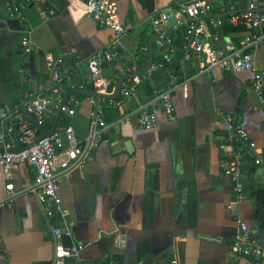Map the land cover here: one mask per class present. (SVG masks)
Listing matches in <instances>:
<instances>
[{
	"label": "crops",
	"instance_id": "0c3cea01",
	"mask_svg": "<svg viewBox=\"0 0 264 264\" xmlns=\"http://www.w3.org/2000/svg\"><path fill=\"white\" fill-rule=\"evenodd\" d=\"M9 1L21 12L12 14ZM109 1L122 21L133 26L124 37V48L112 47L113 31L87 16L84 0H0V105H14L26 93L38 91L49 77L48 54L69 64L78 62L80 78L87 82L84 92H89L87 61L113 50L104 73L116 87L121 77L148 66L150 41L156 36L154 17H176V24L168 27L171 34L185 26L186 17L178 15L172 0ZM208 1L210 17L223 15L221 19L238 26L235 18L250 0ZM203 22L208 29L203 38L223 52L238 48L247 34H225L222 27L214 30L208 18ZM24 39L30 41L29 53ZM156 41L153 64L144 74L155 95L167 89L172 75L177 77L180 87L172 94V117L156 107L157 126L145 130L135 118L119 121L136 110L141 99L129 97L124 105L111 106L102 99L97 105L95 98L75 96L76 112L69 123L80 139L93 132L96 107L103 110L101 117L109 128L97 147L60 176L62 207L71 231L62 242L86 246L79 258L65 264H251L232 252V243L239 232L237 218L255 229L257 238L264 237L258 200V191L264 193V101L252 89L249 72L212 78L202 70V55L187 42V53L173 45L167 55L172 62L166 64ZM255 56L264 71V37ZM174 62L177 73L171 71ZM134 79L123 83L133 85ZM227 116L244 126L263 159L259 166L246 160L244 198L239 203L233 181L222 171L230 149L217 142V136L226 133ZM54 120L47 119L44 128L50 130ZM17 127L15 123L11 136L19 147ZM62 128L60 122L57 129ZM63 159L60 155L57 164ZM35 177L36 170L27 164L14 167L9 175L0 168V264L52 263V225L60 220L50 221L37 202ZM9 184L14 185L11 198Z\"/></svg>",
	"mask_w": 264,
	"mask_h": 264
},
{
	"label": "built area",
	"instance_id": "2783aa9c",
	"mask_svg": "<svg viewBox=\"0 0 264 264\" xmlns=\"http://www.w3.org/2000/svg\"><path fill=\"white\" fill-rule=\"evenodd\" d=\"M37 2L39 0H30ZM178 15L186 17L185 41L197 54L202 55V70L212 78H217L221 73H250L252 89L264 101V71L257 66L255 49L264 37V0H250L246 9L236 16L238 25L246 28V35L241 40L239 47L228 52L213 48L203 38L207 32V25L203 19L208 18L209 25L218 30L223 26L219 17H210L212 9L208 0H172ZM87 16L101 27L110 28L113 31L112 47L124 48V37L132 29L131 23H125L119 16L117 8L109 0H84ZM8 8L12 14L21 12V7L13 1L8 2ZM173 15L161 13L152 19L157 39V46L165 58V63L172 60L167 57L171 52V32L168 30L170 18ZM25 52H31L30 41L22 42ZM113 60V50L98 52L86 63L89 72L91 89L89 92L111 95L115 84L105 76L104 67ZM49 77L40 86L36 93H26L14 105H0V168L5 175L18 166L27 164L36 170L35 186L33 192L37 202L42 207L44 214L51 221L58 217L59 225H52L54 239V255L51 264H65L69 258H79L86 246L84 244H65L62 238L71 236V231L66 221V213L62 207L60 196V176L79 164L88 152L97 147L108 133L109 124L101 117L103 110L97 108L93 119V132L82 140L77 136L73 125H69L63 131L57 129L51 136L35 143L38 139V130L28 126V120L24 114H33L39 125L43 126L50 117H56L61 107L64 94L68 90L86 91L87 82L80 78L76 69L78 62L69 64L62 59H56L52 54L47 55ZM139 78L134 79L133 85L123 83L120 89V99L106 100L111 106L124 105L129 97L140 101L138 85ZM180 87L177 77L171 76L167 89L147 103L142 101L136 110L125 114L120 122H131L135 118L138 124L145 130H152L157 126L158 117L156 107L166 111L170 117L174 113L172 94ZM94 101V98H90ZM75 94L69 95L63 108L62 115L72 117L75 114L73 107ZM226 133L217 136V142L221 147L229 148L230 152L223 160L222 171L230 177L235 185L237 195L236 203L244 198V186L242 176L243 166L246 160H252L254 166L263 164V159L258 154L257 145L249 137L244 126L233 116H227ZM15 123H18L19 137L17 143L11 132ZM98 127V128H97ZM8 128V129H7ZM28 145L30 147L28 148ZM60 155L64 159L57 164ZM8 196L15 195L14 185L6 186ZM239 232L232 243V252L250 261L251 264H264V237L257 238V231L242 220L237 218Z\"/></svg>",
	"mask_w": 264,
	"mask_h": 264
},
{
	"label": "trees",
	"instance_id": "16d2710c",
	"mask_svg": "<svg viewBox=\"0 0 264 264\" xmlns=\"http://www.w3.org/2000/svg\"><path fill=\"white\" fill-rule=\"evenodd\" d=\"M222 21H223L222 30L225 34H231V33L238 34V33H242V32L246 31V28L243 25L234 26L230 22H227V20H225V19L224 20L222 19ZM185 36H186V27L185 26L181 27V29H178L176 32H173L171 34L172 45L178 47L180 52L187 53L188 51H186V49L184 48V46H186ZM185 53H183V54H185ZM140 64H141V62H140ZM140 67H141V65H139V68ZM76 69L78 70V67H76ZM140 69H143V68L141 67ZM178 70L179 69L177 67V64L174 62L172 65L171 71H174L175 73H177ZM141 82L142 83L139 86V95H140V99L142 100V102L146 103L155 97V91H154L152 82L150 81L147 74H143L141 76ZM113 84H115V83H113ZM75 96L78 99L86 98V96L82 95V94H75ZM106 102H108V101H106ZM70 120H71L70 117H68L66 115H62L61 121H60L61 127H64V128H62V131L70 125V123H69ZM45 127L50 128L51 123H47ZM258 200L261 204L262 215H263L260 227L262 229H264V193H263V191H258Z\"/></svg>",
	"mask_w": 264,
	"mask_h": 264
},
{
	"label": "water",
	"instance_id": "95a60500",
	"mask_svg": "<svg viewBox=\"0 0 264 264\" xmlns=\"http://www.w3.org/2000/svg\"><path fill=\"white\" fill-rule=\"evenodd\" d=\"M222 17H223V15L220 16V18H222ZM170 22L172 24H176V22H177L176 17L172 16L170 18ZM157 39H158V36H155L150 41V62L148 64V66L145 67L143 70H140V71H138L136 73L128 74V75H125V76L121 77L119 79L115 89H114L113 94L104 95V94H99V93L78 91V90H74V89L66 91V93L64 94V97H63V101L61 103V107L58 110V113H57V115L55 117L53 126H52V128L50 130H47V129L44 128V126L39 125L38 122H37L36 117L33 114H24L23 117L26 118L27 120H29L32 123V128H36L41 134V136L38 139H36L35 143H39L41 140L51 136L57 130V127H58V125L60 123V119L62 117L63 108H64V106L66 104V101H67V99H68L70 94H72V93H74V94H82V95H85V96H89V97L95 98L96 101H97V105H98V102H99L100 99L116 100L118 98V96L120 95V89H121V86H122V84H123V82L125 80L134 79L136 77H140L141 75H143L144 73H146L150 69V67L153 64V60H152V53H153L152 43H153L154 40H157ZM170 47L172 49H175V47L172 44H170ZM96 110H97V107H96ZM29 147H30V145H28V148Z\"/></svg>",
	"mask_w": 264,
	"mask_h": 264
}]
</instances>
